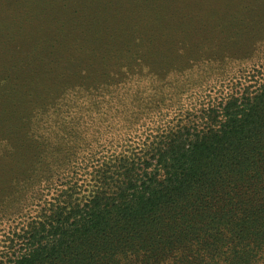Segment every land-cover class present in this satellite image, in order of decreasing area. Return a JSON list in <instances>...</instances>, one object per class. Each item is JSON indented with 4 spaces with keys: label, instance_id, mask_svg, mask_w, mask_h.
<instances>
[{
    "label": "trees",
    "instance_id": "16d2710c",
    "mask_svg": "<svg viewBox=\"0 0 264 264\" xmlns=\"http://www.w3.org/2000/svg\"><path fill=\"white\" fill-rule=\"evenodd\" d=\"M2 26L0 71L15 73L24 59L10 53L22 48L7 40L19 35V26L11 33ZM215 27L218 33L189 29L199 41L223 37L207 47L187 41L195 59L216 51L222 58L241 38ZM150 34L157 42L139 43L135 56L127 55L140 67L133 75L104 62L96 68L98 80L85 78L69 91L56 87L51 123L32 130L20 121L16 130L24 138L12 150L4 147L1 160L13 158L14 165L0 173L12 182L32 163V176L49 192L39 193L46 199L33 216L8 231L0 264H244L264 258V42L256 55L243 56L253 64L231 77L232 85L177 107L186 91L166 83L168 66L150 65L147 78L140 72L142 62L156 64L152 58L176 51L163 45L166 33ZM42 46L49 47L35 45Z\"/></svg>",
    "mask_w": 264,
    "mask_h": 264
},
{
    "label": "rangeland",
    "instance_id": "374dc122",
    "mask_svg": "<svg viewBox=\"0 0 264 264\" xmlns=\"http://www.w3.org/2000/svg\"><path fill=\"white\" fill-rule=\"evenodd\" d=\"M0 25L9 33L19 26V35L7 41L14 40L22 48L10 54L24 59L17 72L0 71V170H3L14 165L13 158L1 162L6 153L4 147L12 150L20 137L24 138L16 130L20 121L32 126V130L51 123L56 87L69 91L85 78L98 80L102 73L96 68L104 62L120 65L122 71L129 70L126 73L133 75L140 67L127 55L135 56L139 43L157 42L150 32L166 33L163 45L176 51L173 55L168 52L166 58L151 57L156 64L142 62L140 72L147 78L154 72L150 65L168 66L171 79L166 83L178 84L186 91L177 100V107L196 104L198 95L232 85L230 78L246 72L253 64L243 56L250 52L256 55V45L264 42V0H0ZM215 26L228 28L241 38L235 37L228 44L232 47L230 51L226 46L222 58L216 56L220 54L216 51L215 55L195 59L185 47L187 41L207 47L220 44L223 37L217 38L219 42L213 38L199 41L189 29H211L218 33ZM61 29L65 32L61 33ZM31 41L49 47L36 49ZM178 41L183 44L177 45ZM158 45L162 46V42L158 41ZM40 59H44L43 63L35 66ZM52 59L66 62L50 65L48 61ZM179 69L185 72H180L182 75L177 78L181 80L175 81L174 73ZM56 74L70 77L64 81L49 77ZM93 120L100 118L94 116ZM34 169L31 163L26 174L12 182L5 179L10 174L0 173V225L9 224L7 229L0 227V249L12 226L26 222L44 205L46 198L40 199L39 193L49 190H43L38 184L39 177L32 176ZM244 264H264V258Z\"/></svg>",
    "mask_w": 264,
    "mask_h": 264
},
{
    "label": "clouds",
    "instance_id": "9594fccd",
    "mask_svg": "<svg viewBox=\"0 0 264 264\" xmlns=\"http://www.w3.org/2000/svg\"><path fill=\"white\" fill-rule=\"evenodd\" d=\"M0 227H3L4 229H7L9 227L8 223H4L3 225H0ZM0 239H2V235H0ZM4 249H0V251H3Z\"/></svg>",
    "mask_w": 264,
    "mask_h": 264
}]
</instances>
